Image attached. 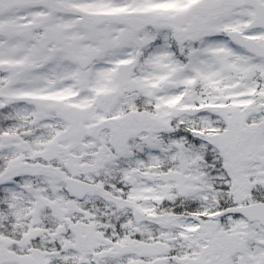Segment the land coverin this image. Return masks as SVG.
<instances>
[{
    "label": "snow or ice",
    "instance_id": "snow-or-ice-1",
    "mask_svg": "<svg viewBox=\"0 0 264 264\" xmlns=\"http://www.w3.org/2000/svg\"><path fill=\"white\" fill-rule=\"evenodd\" d=\"M0 264H264V0H0Z\"/></svg>",
    "mask_w": 264,
    "mask_h": 264
}]
</instances>
